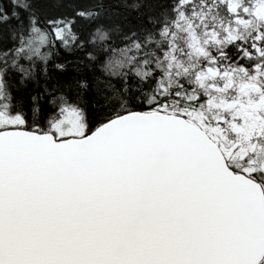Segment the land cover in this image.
I'll return each mask as SVG.
<instances>
[{"label": "snow or ice", "instance_id": "snow-or-ice-1", "mask_svg": "<svg viewBox=\"0 0 264 264\" xmlns=\"http://www.w3.org/2000/svg\"><path fill=\"white\" fill-rule=\"evenodd\" d=\"M0 264H264V0H0Z\"/></svg>", "mask_w": 264, "mask_h": 264}]
</instances>
